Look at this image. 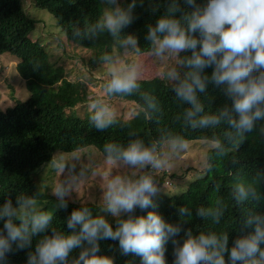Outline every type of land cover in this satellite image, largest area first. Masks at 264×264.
Listing matches in <instances>:
<instances>
[{
    "label": "clouds",
    "instance_id": "1",
    "mask_svg": "<svg viewBox=\"0 0 264 264\" xmlns=\"http://www.w3.org/2000/svg\"><path fill=\"white\" fill-rule=\"evenodd\" d=\"M144 3L128 0L122 6L118 0H100L102 7L95 18L71 24L67 35L72 42H95L101 35L111 40L112 51L95 58L108 73L104 93L108 97H138V111L131 115H142L158 125L160 103L156 95L141 87L142 65L124 60L127 54L145 55L159 69L156 75L181 107L174 121L192 130L223 129L222 139L215 132L203 137L217 158L227 147H239L254 128L264 140V0H182L184 9L180 0H168L166 5L148 0L152 13L161 7L163 12L154 23L145 25L146 49L138 45L135 34L122 32L135 19L134 8ZM188 7L190 11L185 10ZM209 85L224 97L210 111L211 98L209 103L202 99L207 97ZM87 107L88 122L96 131L124 127V114L104 100L93 98ZM186 147L185 137L168 127H158L149 140L132 136L126 143H105L103 159L117 171L109 172L103 181L95 213L80 202L72 209L63 221L68 232L52 227L53 211L36 199L39 185L31 195L17 193L14 204L6 198L0 203V264H6L7 253L30 246L25 264H115L112 255L101 253L100 241L104 240L115 241L121 256H139L140 264H166L164 245L169 240L173 245L171 264H264V212L254 210L264 199L258 191L264 173L259 171L252 175L255 184L236 176L230 189L233 209L240 212L234 228L239 224L241 230L252 229L237 236L230 247L228 231L194 232L183 227L192 218L193 209L199 220L220 224L226 212L220 198L209 206L179 207L177 223L166 222L155 211L133 214L136 209L154 207L152 198L159 190L154 173L169 167L170 160ZM66 165L68 174L45 188L55 197V207L61 209L67 207L66 197L82 180L99 175V165L94 162L80 167L78 174H72L71 162L61 160L53 167L64 173ZM201 167L205 172L214 169L211 155Z\"/></svg>",
    "mask_w": 264,
    "mask_h": 264
},
{
    "label": "trees",
    "instance_id": "2",
    "mask_svg": "<svg viewBox=\"0 0 264 264\" xmlns=\"http://www.w3.org/2000/svg\"><path fill=\"white\" fill-rule=\"evenodd\" d=\"M167 2L168 0H153V3L161 5H166ZM180 2L181 8L184 9L182 0ZM201 2L202 0H197V3ZM27 3H32L34 8L51 14L70 43L96 51V56L89 61L90 69H95L99 65L96 57L105 51H112L111 40L106 35L99 36L95 42L90 40L72 42L67 35L72 23H82L99 14L102 7L100 0H0V55L9 54L18 60L17 71L26 82V88L30 93L29 99L25 102H17L13 107L0 109V203L7 198L14 204L15 196L19 192L31 195L37 188V176L48 164L54 162L56 152L70 154L94 147L103 155L102 147L105 143H126L132 136L149 140L157 134L158 127H168L173 133L183 135L187 142L204 141L203 137L211 135L212 132L222 139L221 128L192 130L182 126L179 121H174L173 116L181 111V107L172 100L173 94L167 90L159 77L140 80L142 89L156 95L159 100L161 116L158 125L144 119L142 115H136L132 119L124 120L122 128L114 126L98 132L89 124L88 116L78 117L69 114L67 111L71 112L79 106L83 107L91 100V91L83 82L69 81L63 67H54L50 64L45 45L32 39L36 21L29 16ZM120 3L122 6L126 5L128 0ZM185 10L191 9L188 7ZM162 12L163 7L152 13L148 0H145L143 6L134 8L135 19L122 29V32L135 34L138 45L146 49L145 25L154 23ZM210 71V68L205 69V72L210 73ZM206 91L207 97L202 99L205 103H209L210 97L208 110H214L223 102V94L211 85ZM108 98L127 100L136 105L138 103L136 96ZM246 135L247 139L239 147H227L224 155L219 158L215 156L213 150H210L207 155H211L215 163L214 169L208 171L204 179L195 182L184 194L161 198H157L155 194L152 198L154 207L136 209L133 214L145 215L148 211H155L166 222L177 223L180 220L177 212L179 207L209 206L220 198L226 205L225 216L220 224L199 220L195 217L193 209L192 218H188V222L183 224V227L194 232L196 230L228 231L230 247L237 236L252 231L251 227L241 230L239 224L234 228V220L240 218V212L233 209L230 199V189L234 180L239 176L255 184L252 175L257 171L264 173V140L258 137L255 128L252 133ZM234 160L237 161L236 164L232 163ZM164 177L159 183L160 186L165 184ZM258 191L264 197V181L259 184ZM36 199L41 203L54 200V197L45 195L38 189ZM84 204L95 213L97 204L89 202ZM76 207H79V203L67 201L66 208L57 210L53 214L52 227L58 231H70L64 226L63 221ZM254 210L264 212V199L256 203ZM180 235L182 236L183 232ZM35 239L34 237L33 246ZM100 244L101 253L112 255L115 264H140L139 256L131 253L127 256L119 255L115 241L104 240L100 241ZM164 248L166 264H171L173 245L170 240L166 242ZM31 250L30 246L7 253L6 264H25L27 253Z\"/></svg>",
    "mask_w": 264,
    "mask_h": 264
},
{
    "label": "rangeland",
    "instance_id": "3",
    "mask_svg": "<svg viewBox=\"0 0 264 264\" xmlns=\"http://www.w3.org/2000/svg\"><path fill=\"white\" fill-rule=\"evenodd\" d=\"M123 0H118L121 2ZM28 14L36 21V29L32 34L33 40H38L45 45L49 54V62L54 67H63L66 71L67 78L72 82H83L91 91V99L99 98L113 105L118 112L124 114V120L134 118L132 111H138L134 102L109 99L103 91V84L108 78L106 69H101L97 65L95 69L88 67L89 61L96 56V51L86 49L70 43L62 34L55 18L45 10L34 8L32 3H27ZM184 55V53H181ZM125 62L135 61L142 65L140 80L152 79L158 77L157 69L145 55L127 54L124 57ZM18 60L9 54L0 55V109L13 107L17 102H25L29 99L30 93L26 88V82L22 79L17 71ZM88 103L83 107L79 106L74 111H67L78 117L89 115ZM167 150L165 146V151ZM212 150L205 141L187 142V147L177 157L170 160V166L162 170H157L154 175L158 181L157 198L171 197L174 195L184 194L195 182L204 179L207 172L201 167L207 153ZM73 157L78 160L74 161ZM65 161L74 163L72 174H78L80 167L89 166L94 162L99 167L97 177H89L82 180L76 187L75 192L66 197L68 202L75 203H96L98 200L103 181L107 178L109 172L117 171L110 162H105L103 155L94 147L77 151L70 154L56 152L54 162ZM53 163L48 164L37 176L36 184L45 195L52 196L46 187L52 186L55 182L63 178L67 172L61 173L53 167ZM164 177V175H166ZM164 177L165 184L160 186L159 183ZM45 189V191H44ZM54 197V196H53ZM45 209H51L53 214L61 208L55 207L56 199L41 202ZM109 222L113 218L107 217Z\"/></svg>",
    "mask_w": 264,
    "mask_h": 264
}]
</instances>
